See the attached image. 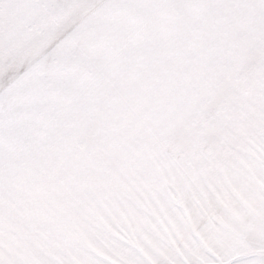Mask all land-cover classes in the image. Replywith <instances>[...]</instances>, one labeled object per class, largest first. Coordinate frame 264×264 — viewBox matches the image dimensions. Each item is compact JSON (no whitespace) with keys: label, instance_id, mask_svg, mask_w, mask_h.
<instances>
[{"label":"snow or ice","instance_id":"obj_1","mask_svg":"<svg viewBox=\"0 0 264 264\" xmlns=\"http://www.w3.org/2000/svg\"><path fill=\"white\" fill-rule=\"evenodd\" d=\"M0 264H264V0H0Z\"/></svg>","mask_w":264,"mask_h":264}]
</instances>
